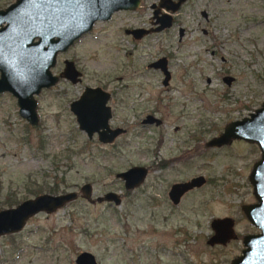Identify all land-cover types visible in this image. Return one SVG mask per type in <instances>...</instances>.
<instances>
[{
    "label": "rangeland",
    "instance_id": "1",
    "mask_svg": "<svg viewBox=\"0 0 264 264\" xmlns=\"http://www.w3.org/2000/svg\"><path fill=\"white\" fill-rule=\"evenodd\" d=\"M12 1L0 0V8ZM156 1L115 11L59 52L53 71L71 58L81 79H60L35 95L36 125L19 115L13 95L0 92V208L37 190L47 192L52 181L59 184L56 192L78 193L79 185L89 182L92 197L109 190L121 195L114 204L88 202L77 194L52 212L35 213L19 231L0 236V264H75L80 250L92 252L98 264H225L239 245L231 239L207 243L210 219L235 218L237 230H251L241 219L239 202L254 199L247 180L258 156L254 144L234 141L214 148L204 163L205 157L193 152L189 166L180 162L166 172L150 170L127 193L115 176L152 157L143 153V134L170 133L166 149L160 148V154H169L181 142L175 139L168 147L171 136L196 132L206 138L264 99V0H184L172 12L173 25L133 40L124 28L147 25ZM180 27L185 32L178 37ZM158 54L170 55L174 71L188 69L195 89L187 91L178 82L160 89L163 123L141 128L143 101L154 96L158 84L148 72L145 83L154 87L143 92L144 62ZM223 75L233 76L229 84ZM96 83L112 91V123L128 114L129 132L114 146L94 133L88 138L68 108L84 84ZM197 173L206 182L173 205L166 197L168 183Z\"/></svg>",
    "mask_w": 264,
    "mask_h": 264
},
{
    "label": "water",
    "instance_id": "2",
    "mask_svg": "<svg viewBox=\"0 0 264 264\" xmlns=\"http://www.w3.org/2000/svg\"><path fill=\"white\" fill-rule=\"evenodd\" d=\"M181 1L183 0H158L153 17L154 22L159 25L154 30L167 27L171 23L169 13L156 15L159 7L173 12ZM138 5L139 0H14L0 8V92L8 91L13 95L19 115L29 124L36 125L38 118L34 96L41 88L57 82V75L51 72L56 53L64 51L73 40L89 30L94 21L108 19L114 11L132 10ZM148 31L150 29L143 27L125 29V33L131 34L133 38H140ZM162 61L160 57L157 62ZM153 65L156 66L155 63ZM77 74L73 62L64 59L59 75L75 81ZM230 80L231 76H223L226 83ZM107 95L99 87H85L78 98L69 104L77 127L84 130L87 137L96 132L97 140L102 143L111 142L120 131L119 128L110 129L107 125L108 108L104 106ZM233 139L255 143L259 148V157L248 173L255 202L241 206L246 218L259 231L243 236L244 247L240 255L232 258L229 264H264V99L247 115L226 122L218 135L213 136L207 144H228ZM144 174L142 165H132L115 172L124 189L139 185ZM203 180L201 175H197L186 182L173 183L168 194L176 202L183 191L201 184ZM77 194L88 202L105 200L118 204L120 201L119 194L111 190L91 197V186L88 182L79 185L78 193L74 190L38 193L15 205L0 208V236L19 231L30 216L40 211L52 212L74 199ZM232 222L227 216L212 218L210 226L213 233L207 242L223 243L233 238L235 233ZM74 263L98 264L89 250H80L74 257Z\"/></svg>",
    "mask_w": 264,
    "mask_h": 264
},
{
    "label": "flooded vegetation",
    "instance_id": "3",
    "mask_svg": "<svg viewBox=\"0 0 264 264\" xmlns=\"http://www.w3.org/2000/svg\"><path fill=\"white\" fill-rule=\"evenodd\" d=\"M14 1V0H13ZM12 1V2H13ZM173 1H176V0H173ZM184 1V0H183ZM158 2V0L156 1V2H153L152 4H150V7H151V9H152V11H151V19L149 20V23L147 24V25H143V26H141V25H139V26H132V27H126V28H124V32H125V29H131V28H136V27H143V29H150V31H148V32H146V33H144L140 38H133L132 37V35L131 34H129V33H127V34H129L130 35V37L133 39V40H139V39H141V38H146L150 33H153V32H159V30L161 31V30H164L165 28H169L171 25H173V21H172V19H173V16H172V12H170L169 10H166V9H164L163 7H159V10L157 11V13H156V15L157 16H159V14L160 13H162V12H167V13H169L170 14V16H171V23H170V25H168L167 27H163V28H161V29H159V30H154V28H155V26H157V25H159V23L158 22H154V20H155V17H153V12H154V10H155V8H156V3ZM11 3V2H10ZM139 3H140V0H139ZM182 3V1L180 2V4ZM9 4V3H8ZM7 4V5H8ZM179 4V5H180ZM6 5V6H7ZM6 6H4V7H6ZM4 7H2V8H4ZM179 7V6H178ZM177 7V8H178ZM115 12V11H114ZM113 12V13H114ZM113 13L110 15V17L108 18V19H110L111 18V16L113 15ZM108 19H105V20H108ZM105 20H96V21H94L93 22V24H92V26H91V28L93 27V25H94V23L95 22H97V21H105ZM91 28L89 29V30H87L86 32H89V31H91ZM86 32H84V33H86ZM185 32V30H184V28H182V27H180V29H179V34H178V37H181V36H183V33ZM84 33H82L81 35H83ZM80 35V36H81ZM79 36V37H80ZM78 37V38H79ZM73 41H75V40H73ZM73 43V42H72ZM68 48V47H67ZM66 48V49H67ZM65 49V50H66ZM64 50V51H65ZM59 54V51L56 53V55H55V63H56V61H57V55ZM162 58V62H157L158 60H159V58ZM64 59H68V60H71L72 62H73V64H74V67H75V69L77 70V72H78V74L76 75V81H80V79H81V74H82V72L80 71V69L79 68H77L76 67V65H75V63H74V61L71 59V58H63V60ZM169 60H171V57H170V55L169 54H164V55H157V56H155L154 58H152V59H146L145 60V62H144V67H143V92L146 90V89H151V88H153L154 86L152 85V84H148V83H145V80H149L148 79V72H152L153 74H151V76H152V78L153 79H157V82H158V84H156V88H154L153 90H154V96H148L147 95V97H146V100H144L143 101V107L145 108V110L143 111V113H141L142 114V116L140 117V119H139V123H140V126H141V128H144V127H148V126H151V125H154V126H158V125H162V123H163V115L161 114V112H162V109H161V105H160V101H161V97H160V92H161V90H164V88L165 89H169L170 87H171V84L174 82V83H176V82H178V85H180V86H182V87H184L187 91H190V90H194L195 89V85H194V83L189 79V76H186V75H188V72H189V70L188 69H186L185 68V66L186 65H184L183 67L185 68L184 69V72L183 73H181V72H176V71H174V69H173V67H171L169 64ZM156 64V66L155 65H153V64ZM159 63V64H158ZM55 65V64H54ZM62 69H63V61H62V67L58 70V71H53V69L51 68V72H52V74H54V75H57V77H58V79H57V82L60 80V79H65V80H68V81H70L69 79H67V78H62L59 74H60V72L62 71ZM179 71V70H178ZM165 72H166V74H165ZM185 74V75H184ZM167 75V76H166ZM178 76H181V77H178ZM223 76H226V75H223ZM223 76L221 77L222 78V80H223ZM229 76H231V75H229ZM182 78V79H181ZM187 78V79H186ZM233 79V76H231V80ZM230 80V81H231ZM56 82V83H57ZM225 82V81H224ZM56 83H54V84H56ZM226 83V82H225ZM53 84V85H54ZM226 84H229V83H226ZM53 85H51V86H53ZM51 86H49V87H51ZM85 87H89V88H95V87H99L101 90H103V91H105L108 95H107V97H106V99H105V102H104V106H106L107 108H108V117H107V125H108V127L110 128V129H114V128H119L120 129V131L118 132V133H116L115 134V136L113 137V139H112V141L111 142H109V143H107V144H111V145H113L114 146V143H115V141L117 140V138H121V136H125V135H127V133L129 132V130H128V126H127V121H128V114L127 115H125V116H123V120H119V121H117L118 123H112L111 122V120H112V118H113V116H114V113H115V111H113V107H112V105L110 104V99L112 98V91H111V89L110 88H107V87H105L104 85H102V84H98V83H96V84H92V85H89V84H84L83 86H82V88L80 89V91H79V93L74 97V98H72L69 102H68V108H69V104H70V102L72 101V100H74V99H77L78 98V96H79V94L83 91V89L85 88ZM48 88V87H47ZM42 89V88H41ZM40 89V90H41ZM161 89V90H160ZM35 97V96H34ZM36 100V99H35ZM99 102V101H98ZM147 104V105H146ZM259 105H260V103H259ZM258 105V106H259ZM148 108H147V107ZM167 106H168V109H170L171 108V106H170V102L168 101L167 102ZM258 106H256V107H258ZM256 107H254L253 108V110L256 108ZM70 110V109H69ZM253 110H251V111H253ZM71 111V110H70ZM72 112V111H71ZM250 112V111H249ZM73 113V112H72ZM98 113V112H97ZM248 114V113H247ZM74 115V114H73ZM243 116H245V115H243ZM242 117V116H241ZM74 118H75V116H74ZM236 119V118H235ZM231 120H233V119H231ZM76 121V120H75ZM230 121V120H229ZM226 122H228V121H226ZM225 122V123H226ZM77 123V122H76ZM224 123V124H225ZM223 124V125H224ZM223 127V126H222ZM84 131V130H83ZM85 132V131H84ZM220 132V131H219ZM218 132V133H219ZM93 133L96 135V132H92V134H91V137H92V135H93ZM218 133H216V134H213V135H210V136H208V137H206V138H203V137H200V135L198 134V133H196V132H189V133H186L185 135H183L182 137L181 136H178V137H172L171 136V138H170V141H169V143H168V147H170V145H172V142H174L173 140H175V139H177L178 140V142H180V143H178L177 145L174 143V145L173 146H176L175 147V149L174 150H176V151H173L171 148H169L170 150H172L173 152H169V154H167V153H164V154H160V148H162L163 147V149H166V147H164L163 145H164V143H165V138H166V136L168 135V134H170V133H168V132H166V131H162V130H160V131H157V132H155V133H153V135H149V136H147V135H145V134H143V153H145L147 150V153H149V154H151L152 155V157L151 158H146V160H145V162L143 161V165L142 164H134V165H142L143 167H144V169H145V174H144V176H143V181L142 182H144L145 181V179H146V177H147V174L149 173V171L150 170H159V171H164V172H166L168 169H171V168H174V166L175 165H180L181 163L180 162H182V163H185V164H187L188 166L191 164V157H190V155H191V153H196V155H198V156H204L205 158L204 159H201L200 158V161L201 162H205L204 160L206 159V158H208V156L210 157V155L212 154V150H215L216 148H222V147H226V146H229V145H231L234 141H241V142H244V140L242 141V139H233V140H231V142H229L228 144H221V145H217V146H215V145H208L207 144V142L213 137V136H216V135H218ZM85 134H86V132H85ZM87 136V135H86ZM184 137V138H183ZM88 138H90V137H88ZM245 142H247V141H245ZM247 143H249V144H254V146L256 147V150H257V154H258V156H257V158H255L253 161H252V163H251V166H252V164H253V162L255 161V160H257L258 159V157H259V148H258V146L255 144V143H250V142H247ZM201 145L203 146V148L201 147ZM215 148V149H214ZM158 152H159V154H158ZM129 166H132V165H129ZM128 166V167H129ZM251 166H250V168H251ZM128 167H126V168H128ZM125 168V169H126ZM250 168H249V171H250ZM124 170V169H123ZM249 171H248V173H249ZM197 175H201L202 177H203V182L201 183V184H199V185H197V186H192L191 188H189V189H186L185 191H183L180 195H179V197H178V200L176 201V202H174L171 198V196H169V190H170V186L173 184V183H179V182H186V181H188V180H190L192 177H194V176H197ZM206 180H207V177H205V175L204 174H201V173H197V174H195V175H191V176H189V177H187V178H184V179H179V180H171L169 183H168V186H167V189H166V197H167V199L173 204V205H176V204H178L179 203V201H180V199H181V197L185 194V193H187L188 191H190V190H192V189H194V188H198V187H200V185H202V184H204L205 182H206ZM247 180H248V174H247ZM163 182V179L161 178V177H157V185H160L161 183ZM248 182H249V180H248ZM84 183V182H83ZM89 183V182H88ZM82 184V183H81ZM90 184V183H89ZM90 186H91V184H90ZM122 186H123V184H122ZM250 187H251V184H250ZM125 190H128V189H125ZM250 190H251V188H250ZM64 192V191H63ZM251 192H252V190H251ZM41 193H43V192H41ZM47 193H54V192H47ZM55 193H59V192H55ZM104 193V192H103ZM116 193H118V192H116ZM38 194V193H37ZM119 194V196H120V200H121V195H120V193H118ZM91 197H92V195H91ZM254 197V196H253ZM86 200V199H85ZM255 200V198L253 199L252 198V200H250V201H242V202H239V211H240V216H241V219L244 221V222H246L248 225H250V227H251V230H246V229H243V230H237L236 229V225H234L235 224V222H237V220L235 221V218L233 219V228H234V232H235V236L233 237V238H229V239H231V241L232 240H235V241H237L238 242V249H237V252H235L234 254H232V256H230L228 259H227V261H226V263L225 264H229V262H230V260L232 259V258H234V257H237L238 255H240V253H241V250L243 249V243H242V238H243V236L244 235H247V234H254V233H257L259 230H258V228L257 227H255L254 225H252L250 222H249V220L246 218V216H245V214H244V212L242 211V209H241V206L243 205V204H251V203H253V202H255L254 201ZM19 202V201H18ZM18 202H16V203H18ZM15 203V204H16ZM14 204V205H15ZM212 218H214V217H212ZM211 218V219H212ZM211 219H210V221H211ZM232 219V218H231ZM210 221H209V227H210V229H211V232H210V234H208L207 235V238H206V242H207V239H208V237L213 233V230H212V228H211V226H210ZM226 241V240H225ZM227 241H228V239H227ZM226 241V242H227ZM230 241V240H229ZM229 241L227 242V243H229ZM225 242V243H226ZM208 243V242H207Z\"/></svg>",
    "mask_w": 264,
    "mask_h": 264
},
{
    "label": "trees",
    "instance_id": "4",
    "mask_svg": "<svg viewBox=\"0 0 264 264\" xmlns=\"http://www.w3.org/2000/svg\"><path fill=\"white\" fill-rule=\"evenodd\" d=\"M58 188H59V184H57V182L56 181H52L51 183H50V185L48 186V190H46L47 192H56V191H58ZM39 192H41V190H37V191H35V194H37V193H39ZM128 192V190H126V193ZM13 202H11V201H8V203L7 204H9V205H11Z\"/></svg>",
    "mask_w": 264,
    "mask_h": 264
}]
</instances>
